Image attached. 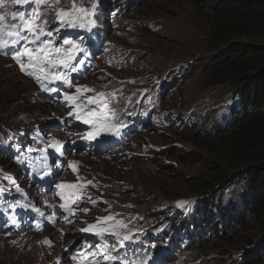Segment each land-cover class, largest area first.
<instances>
[{
  "label": "rangeland",
  "instance_id": "1",
  "mask_svg": "<svg viewBox=\"0 0 264 264\" xmlns=\"http://www.w3.org/2000/svg\"><path fill=\"white\" fill-rule=\"evenodd\" d=\"M206 1L75 0L84 8L95 4L94 14L83 19L99 21L101 30L110 28V35L106 54L100 55L92 70L74 83L71 92H75L77 86L95 92H114L120 99L121 110H128L134 107L133 94L143 91L145 98L150 96L158 101L152 112L159 120L166 121L163 128L157 123L143 136L134 137V149L139 143L151 150L161 149L151 162L126 167L119 164L102 177V182L96 179L97 195L109 203L111 211L100 205L93 206V211L87 214V222L94 223L99 216L119 214L116 218L130 228L144 229L154 238L164 237L167 243L182 249L173 263L164 264H264V254L254 262L252 248L243 244L245 240L257 238L251 222L237 223L234 232L227 229L229 224L234 225L235 213H242L239 195L230 200L229 189L220 191V185L215 189V201L209 196L203 200L189 194V187L184 186L186 179L210 172L212 161L222 165L221 159L201 148L204 143L199 140L230 119L232 107L238 108L232 85L206 87L204 84L208 68L204 65L213 53L207 39ZM72 2L62 0L66 7ZM129 6L137 7L128 13ZM105 10L107 20L103 23ZM47 18L48 26L54 24L53 13H47ZM22 59L27 65V57ZM28 71L42 75L39 69L28 68ZM42 82L57 91L41 90L35 79L21 72L11 54H0V181L5 186L15 187L21 198L26 196L24 202L18 196V210L49 219L58 215L56 207L61 205L60 198L51 194L56 184H75L78 177L83 184L89 176L91 160L73 147L79 130L86 125L78 120H75L76 125L72 123L74 117L68 115L70 108L52 102V96L63 83H49L46 79ZM157 86L160 91L155 89ZM93 95L86 92L79 101L87 102ZM56 122L64 124L57 127ZM52 130L58 132L52 134ZM53 142L65 148L61 152L63 164L56 170L52 167L53 160L48 162L47 156ZM21 151L27 152L32 161L24 159L17 163L11 159L9 154L14 156ZM68 160L69 165L77 166L76 172L66 165ZM25 177L34 178L38 187ZM117 183L122 187L118 188ZM181 202L184 206L178 207ZM18 210L9 212V223L13 224L14 218L16 221L14 228L26 226L22 220L25 213L15 216ZM82 214L86 215L78 211L74 219L80 221ZM25 217L29 219L28 215ZM181 221L193 224L191 231H187L189 239L179 235L183 233ZM60 223L57 219L44 228L32 226L27 230L0 231V264H70L68 254L80 227L64 228ZM172 224H176L179 234L172 231ZM213 225L218 229L212 230ZM237 236L241 239L231 243L229 238Z\"/></svg>",
  "mask_w": 264,
  "mask_h": 264
},
{
  "label": "trees",
  "instance_id": "2",
  "mask_svg": "<svg viewBox=\"0 0 264 264\" xmlns=\"http://www.w3.org/2000/svg\"><path fill=\"white\" fill-rule=\"evenodd\" d=\"M208 8L205 24L213 53L204 65L208 67L204 84L232 85L238 108H231L233 118L225 128L199 140L204 143L201 148L221 159L222 165L212 161L210 172L186 179L184 186L203 200L209 196L215 201V189L220 185V191L229 189L230 200L239 195L242 213H235L234 225L227 229L234 232L237 223L251 222L257 238L243 244L252 248L255 262L264 254V0H213ZM9 155L13 161L19 160L18 155ZM214 229L218 227L213 225ZM229 239L232 243L241 238Z\"/></svg>",
  "mask_w": 264,
  "mask_h": 264
},
{
  "label": "snow or ice",
  "instance_id": "3",
  "mask_svg": "<svg viewBox=\"0 0 264 264\" xmlns=\"http://www.w3.org/2000/svg\"><path fill=\"white\" fill-rule=\"evenodd\" d=\"M9 6H32V10L26 13L22 10H9ZM95 8V4L91 8H84L75 0L70 7L64 6L62 0H0V54H11L21 72L35 79L43 91H57L56 88L49 89L42 82L44 79L49 83L60 81L64 86L71 88L70 74L80 71V66L84 64V61L79 60L78 56L80 53L87 54V52L81 44L70 39H64L58 47L55 46L54 39H45V37H53V32L48 28L50 21L47 13L54 14V21L58 24L56 29L58 33L65 27L83 29L86 26L83 18L91 17ZM87 24L94 26V22L90 19ZM9 48L12 49L11 53L7 51ZM23 57H27V65ZM28 68L39 69L42 75H37L35 71H28ZM57 69L61 71H56ZM89 91L94 95L87 98V103L80 102V96ZM113 97V93L95 92L94 89L81 86L76 87L75 93L63 94L62 102L70 108L68 115L89 125V131L84 133L83 139L95 141L105 134L112 136L120 134L121 125L117 122L116 110L112 107ZM91 105L95 107H90ZM52 146L59 149L60 144L53 142ZM70 167L76 172V165L73 164ZM47 174L45 172V175ZM91 183L87 181L81 184L78 177V182L75 184H56V195L65 201L60 207L67 214L64 217L66 222L68 216H74L76 211H83L85 214L89 212L86 207L79 208L78 201L83 195V190ZM65 189L73 191L66 197ZM96 203L97 201H93L94 205ZM177 206L183 207L184 202ZM117 215L119 214L96 217L94 223L85 222L86 226L80 231L100 238L102 244L94 251L87 250L89 246H86L85 251L73 256V260L83 257L81 264H84V261H87V264H125L126 257H121L119 252L113 254V251H109L105 237L110 236L116 241V244L112 246L115 250L116 245L124 248L126 242H135L139 236L136 230L130 228L123 220L117 219ZM49 219L55 223L54 217ZM12 222L16 223L14 219ZM88 257L91 259L88 260ZM150 259L151 257H147L138 264H148Z\"/></svg>",
  "mask_w": 264,
  "mask_h": 264
},
{
  "label": "clouds",
  "instance_id": "4",
  "mask_svg": "<svg viewBox=\"0 0 264 264\" xmlns=\"http://www.w3.org/2000/svg\"><path fill=\"white\" fill-rule=\"evenodd\" d=\"M212 1L213 0H207L206 1L207 6ZM133 7L129 6V8L127 9L128 13L131 11V9H134ZM9 10H22L27 13V12H31L32 6H15V7L9 6ZM102 18L104 19L103 23L106 22L107 20L106 10L104 11ZM87 21H88L87 19L84 20L86 26L83 29L79 27L77 28L65 27V28L60 29L58 33L56 32L58 24L54 22V24H52L51 26H48L49 30L53 32V37L51 38L45 37V39H54V41H57V45L55 44V46L57 47L62 44L64 39H70L76 43L81 44L86 49L87 54L80 53L78 56L79 60L84 61V64L81 66L85 68V71H84L85 74L74 76L75 79H73V77L70 76L72 87L74 86V83L76 81L83 79L92 70V68L95 65L96 60L99 58L100 55L106 54L108 50V46H109L108 42H109L110 28L106 27L105 29L101 30L99 21L91 20L94 22V26H89L87 24ZM7 51L11 53L12 49L9 48ZM72 87L68 88L63 85L61 88H59V92L55 94L54 97H52L54 98L52 99V102H55V104L58 103L59 105H62V107L66 108L65 104L62 102L63 94L66 92L69 94L75 93V92H71ZM155 89L157 91H160V86L155 87ZM113 94H114V97H113L114 100H112V107L115 108L119 116V121L121 125L120 134L118 136H112L110 138V141L112 143L109 142L106 145H104L105 143L104 140H102L99 137L96 140V144L91 149L85 150V149H82V147L77 148V144L81 140L83 134L87 131V125L85 124L86 126L83 129L79 130V135L77 136V140L73 144V147L76 148L77 153H81L85 155L89 160H91L90 165H89V176L85 182L91 181L92 183L89 184L83 190V195L81 199L78 201L79 208L86 207L89 209V212L87 214H90L93 211L92 207L96 205H100L106 208L107 210L111 211L109 208V203L105 199L97 195L99 192V185H98L97 180L99 182H102V179H104L102 177L106 176V174L112 168L116 167L119 164H122L123 165L122 167L133 166V165L141 166V165L151 162L152 161L151 158H153V156L156 155V153L161 152V149L151 150V148H146L145 146L140 145V143L137 144L138 147H136L135 149L133 148V144L135 142L134 137H137L140 135L143 136V134L146 133L148 130L153 129L157 123H159L162 126V128H163V124L166 123L164 119L159 120V116L152 112L153 109L157 108L158 106V104L153 101L154 100L153 97L149 96L145 98L144 97L145 93L143 91L139 92L138 94H133L134 107H130L128 110H121V107L119 105L120 99L116 93L113 92ZM35 99L39 100L38 97L36 96H35ZM68 111H70V109ZM232 118L233 117L231 115V109H230V119H227L223 123H221L209 135H213L217 130L225 128L227 123L230 122ZM75 120L76 119H73L72 123H74ZM76 123L77 122H75V125ZM126 123L127 125L125 126L126 127L125 129L124 125ZM164 129H168V128H164ZM50 132H52V134L56 133L53 130ZM62 164H63V160H59L56 163L52 164V167L54 168V170H56L57 168L60 169ZM66 165L70 166L69 160L67 161ZM26 180L32 183H35L29 180L28 178H26ZM36 184L38 185V183ZM63 184H73V183L63 182ZM117 187L120 188L122 187V185L117 183ZM72 191H73L72 189H65L66 197H67V194ZM7 192L10 194V196L15 194V191L12 190L10 187L8 186L3 187V193H7ZM56 192H57V188L51 192L52 196H56ZM6 196L7 195L5 194V197L3 200V195L0 193V231H7V232H9V230L15 231L11 229V227H8L7 229H5L4 224H2V223H9V218L7 217V215H9L10 211L14 210V207L16 206V202H17L15 199L10 200L8 203V206H6L5 204ZM93 201H97V203L94 205ZM62 203H65V201L60 199V204ZM47 204L48 203H45V205ZM4 206L6 207L4 208ZM11 207L13 209H11ZM56 208L57 210L55 212L58 215L54 217L55 221L59 219V221L63 223L64 228H69V226L80 227L78 228L77 233H76V240L74 241L71 251L68 254V260L70 264H81V261L84 258L80 257L77 260H73V256H77L78 253L85 251L86 246H89L87 249L89 251L96 250L97 247L102 244V241L100 238L90 233H85V232L80 231L82 227L86 226L85 222L88 221L87 214L80 215V221L78 220L76 221L74 219L78 214V211H76L74 216H68V220L66 222L64 217L67 214L61 209L60 206ZM5 213H6V216L2 217V215ZM27 215L29 216V219H26L25 216ZM60 215H62V218L60 217ZM23 217L24 219L22 220L25 222L26 226L20 225V228H16L17 230L24 229V228L26 230L29 228L32 229V226H35L34 228L43 227L45 224L48 225L49 223L50 224L53 223L48 218L42 219L40 217L34 216L33 214H25ZM30 217L33 220H31ZM171 223L172 221H170V224ZM180 223L182 224L181 227L183 228V233L181 234L178 233L177 228L175 227L176 224H172V231L175 233V235L179 234L180 236L181 235L184 236L183 237L184 239H189V236L187 235L188 234L187 231L189 232L191 231L193 224L190 222L186 224L185 222L183 223V221H181ZM184 224L190 225V227H186ZM136 231L139 236V239L135 240V242H126L125 248H124L125 250L123 251L118 250L119 249L118 245L116 246L115 250H113L112 246L116 244V241L112 237H109L108 239L107 237H105V242H107L109 246V251H113V254H115L116 252H119L121 257H126L125 264H138V262L144 260L147 257H151V259L148 261V264H150L152 261L155 264H164L166 262L173 263L176 260V254L182 250L178 246L167 243L165 238L162 236H158V237L155 236L154 238V236L147 233L144 229L136 230ZM44 234H47V233H44ZM87 235L90 236L89 240L88 238L84 237V236L87 237ZM174 246L176 247L175 249H174ZM164 255L165 257H163ZM159 258H162V259L160 261L155 262ZM90 259L91 257H88V260ZM84 264H87V261H84Z\"/></svg>",
  "mask_w": 264,
  "mask_h": 264
},
{
  "label": "bare ground",
  "instance_id": "5",
  "mask_svg": "<svg viewBox=\"0 0 264 264\" xmlns=\"http://www.w3.org/2000/svg\"><path fill=\"white\" fill-rule=\"evenodd\" d=\"M163 92V91H162ZM161 92V93H162ZM160 93V94H161ZM160 94L158 95V96H160ZM54 97V96H53ZM52 99H54V98H52ZM154 101V100H153ZM155 102V101H154ZM156 103H158V101L156 102ZM59 118H57V120H58ZM64 123H60V122H56V124L55 125H57V127H59V126H61V125H63ZM67 125H68V123H67ZM64 127H65V125H64ZM56 132V131H55ZM57 133V132H56ZM65 151V148H63L62 149V153ZM89 236V235H88ZM85 238H87L86 236H84ZM89 240V239H88ZM145 246H146V244H145ZM163 257H165V255L163 256ZM152 263H154V262H151L150 264H152Z\"/></svg>",
  "mask_w": 264,
  "mask_h": 264
}]
</instances>
